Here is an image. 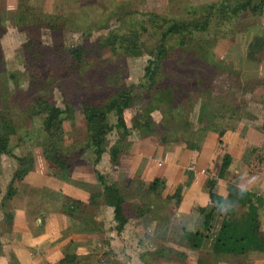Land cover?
I'll return each instance as SVG.
<instances>
[{
  "label": "crops",
  "instance_id": "obj_1",
  "mask_svg": "<svg viewBox=\"0 0 264 264\" xmlns=\"http://www.w3.org/2000/svg\"><path fill=\"white\" fill-rule=\"evenodd\" d=\"M95 1L26 0V3L45 14L81 18L89 9L96 8L88 3ZM147 1L162 4L164 8L176 1L184 2L183 7L194 5L186 4L192 0ZM18 3L19 0H0L3 30L0 41L6 43L7 55L18 59L9 71L20 75L25 68L19 61V45L23 41L20 29L15 26ZM126 141L129 147L118 155L115 165L109 162L111 145L105 150L101 146L103 151L96 164L92 162L91 148L90 161L80 158L83 151L76 157L78 163L68 172L51 168L37 144L28 151L32 169L19 180L12 177L17 154L12 150V154H0V264H146V254L140 253L148 248L144 249L139 238L147 226L143 227L136 217L130 225L126 216L117 232L112 207L102 202V185L96 175L115 187L119 179L125 187L137 192L144 191V185L156 179L154 192L163 198L177 191L178 202L169 219L178 225L182 237L188 232L201 231L200 249L210 250L221 223L237 218L246 210L236 194L229 197L230 189L262 199L257 221L259 231L264 233V134L257 127L235 121L221 132L192 134L188 142H159L155 135L136 134ZM223 154L228 155L229 163L218 176ZM201 169L203 173L199 172ZM208 176L212 179L208 180ZM209 184L213 200L209 198ZM91 194L98 196L93 204H88ZM66 198L82 203L83 212L69 213ZM208 212L207 226L203 229L204 215ZM175 228L171 223L169 229ZM166 246L173 247L172 243ZM244 256L247 264H264V251H248L241 257Z\"/></svg>",
  "mask_w": 264,
  "mask_h": 264
},
{
  "label": "trees",
  "instance_id": "obj_2",
  "mask_svg": "<svg viewBox=\"0 0 264 264\" xmlns=\"http://www.w3.org/2000/svg\"><path fill=\"white\" fill-rule=\"evenodd\" d=\"M263 5L264 0H219L210 2L201 8L189 5L187 20H165L155 14H149L147 20L138 22L133 27L125 28L121 32L108 31L105 35L97 38L95 44L66 47L58 45L55 48H49L47 52H42L44 47L41 43L24 41L22 43V58L28 77V85L24 93L27 95V108L30 115L41 118L40 129L45 133V137L40 140L39 146L44 158L55 170L68 172L78 163L76 157L82 152V147H77L73 155L65 146L66 136L62 123L63 120L70 121L75 110L68 103H65L63 109L57 107L50 97L45 95V91L41 92L40 86L46 77L44 73L42 74V69H39L41 73L38 72L36 65L38 61L44 60L53 66L66 67L74 73L77 72L81 64L86 63L89 54L97 47L105 48L110 51V56L99 62L100 65H110L109 67L102 66L101 76L105 77L100 79L105 83L106 75L109 72L113 73L116 68H120L125 57H138L143 53L148 56L143 67L144 81L142 83L128 86L119 85L117 88L110 89L113 92L96 103L81 101L78 118H74L73 121V124L81 123L84 126L87 145L92 148L93 164L97 163L103 151L101 146L106 134L115 129L118 139L109 147L108 152L109 162L115 165L118 155L129 147V143H126V148L120 147L128 129L123 114L125 110L134 105L135 88H142L146 91L145 98L138 104L148 115L135 114L131 118V125L143 135L156 134L159 142L189 141V139H183L181 129L177 130L172 127L170 130L168 128L169 121L172 119V111L178 105V100H174V97L184 95L185 89L193 88L202 92L199 115L204 114L207 118L206 126L202 129L205 132L212 128L221 132L229 127L228 122L231 123L242 118L236 105L230 101L218 100L220 96H228L225 79L211 73V70L206 67L202 51L207 42L203 39H194L193 34L208 32L217 26L214 24L215 22H229L241 12L247 11L251 15H258ZM159 19L160 21H158ZM66 20V17L45 14L39 8L29 6L26 0H19L15 26L21 29V27L34 25L52 31L60 29V26L57 25L58 21L66 22ZM262 49L264 48L261 37L253 36L248 43L245 58L252 59L254 54L262 53ZM60 55L65 60L60 59ZM256 59L259 60V57ZM190 69L191 73L185 75L184 72ZM15 77L16 74L13 73L9 74L7 78L15 80ZM185 82H188L187 86H184ZM259 83L264 87V78L260 79ZM262 101L264 107V93ZM152 111L160 112L162 119L160 124L156 125L150 117L149 113ZM62 114H64L63 117ZM8 115L5 108L0 109V154L7 155L12 150L9 138L14 134V124ZM109 115L114 116L113 124L108 121ZM259 131L264 134V121L259 127ZM195 132V130L194 132L187 131L189 135ZM14 159L16 168L12 172V177L14 180H19L32 169V156L30 153H24L15 156ZM228 163V155L223 154L218 176L222 175ZM96 179L102 185L100 195L103 199L102 202L112 207L115 230L118 232L127 216L124 195L119 188L105 184L100 175H96ZM156 185L157 180L154 179L144 185V191L153 192ZM210 187L211 184H209V198L213 200L214 196L210 192ZM233 190L230 189L229 197L236 194L237 200L239 199V203L246 206V210L241 212L237 218H231L221 223L211 243L210 251L216 255L230 257H241L248 251H264V233L259 231L257 221V210L262 199L246 191ZM97 196V194H91L87 201L88 204H93L94 198ZM165 199L172 200L173 207H175L178 202V192L175 191ZM65 206L69 213L83 209L82 203L69 198L65 199ZM199 212L202 213L203 209H199ZM141 214L142 212L138 213V215ZM208 218L209 212L204 215L203 229L207 226ZM202 238L201 231L188 232L183 235L187 248L197 251L202 250L200 249ZM161 249L159 255L162 257L168 248ZM176 254L185 258V254L182 252H176ZM196 264H204V262L202 263L198 259Z\"/></svg>",
  "mask_w": 264,
  "mask_h": 264
},
{
  "label": "rangeland",
  "instance_id": "obj_3",
  "mask_svg": "<svg viewBox=\"0 0 264 264\" xmlns=\"http://www.w3.org/2000/svg\"><path fill=\"white\" fill-rule=\"evenodd\" d=\"M216 1L219 0H192L186 4H194L201 8ZM88 3L96 6V8L89 9L90 11L81 18L62 15L67 20L66 22H57V25L60 26L58 30L51 31L34 25L21 27V42L29 39L31 42L41 43L44 47L42 52H47L49 48H55L58 45L66 47L95 44L96 39L108 31L121 32L125 28L133 27L138 22L147 20L149 14H155L160 19L165 20H187L189 18L187 14L189 5L183 7L185 3L180 1L169 2L165 8L162 7V4L159 5L154 1L149 2L147 0L142 2L137 0H97ZM214 24L217 26L208 32L194 33L193 38L203 39L207 42L202 51L204 62L207 64L206 67L211 70V73L225 79L228 96L223 95L220 98L217 96L218 100L230 101L239 108L242 118L236 121L250 124L259 129L264 121L262 104L264 87L259 83V80L264 78V49H262V53L254 54L252 59L245 58V53L253 36L261 37L264 48V5L258 15H251L245 11L239 13L229 22L217 21ZM2 32L0 27V36ZM5 46L6 43L0 41V109L5 108L8 111V116L14 124V134L10 136L9 143L12 147V153L19 156L29 153L30 149L35 148L37 144L39 145V141L45 137V133L40 129L41 118L30 115L27 108V95L24 92L28 85V77L22 58V43L19 45V51H21L19 61L24 64L25 70L21 72V76L15 71H9L15 66L14 63H17L18 59L14 60L11 54L7 55L8 48ZM109 56L110 51L108 49L97 47L89 54L86 63L81 64L77 72L74 73L69 68L53 66L44 60V62L41 60L36 64L38 72H40L39 69H42V74L44 73L46 77L40 86L41 92L45 91V95H48L53 103L61 109L64 108L65 103L73 106L75 112L72 121L63 120L62 123L63 132L66 136L64 144L73 155L76 148L81 146L82 152H84L80 158L87 162L90 161L91 148L87 145L84 126L81 123L73 124L74 118H78L80 102L84 100L96 103L111 94L113 91L110 89L117 88L119 85H136L144 81L143 67L148 56L143 53L138 57H125L120 68H116L113 73L109 72L106 75L105 83H103L101 81L105 77L101 76L103 67L110 65H100L99 62ZM257 57L259 60L256 59ZM59 58L64 59L61 55ZM14 72L16 74L15 80L8 79L9 74ZM184 73L185 75L191 73V69ZM187 85L188 82H185L184 86ZM184 91V95L174 97V100H178V105L172 111L169 126L167 124L166 126L169 129L172 127L177 130L181 129V134L184 137L182 138L189 139L192 134L189 135L187 131L194 132L195 130L196 132L193 134L198 135H202V132L205 133L202 129L206 126L207 118L204 114L199 115L201 90L189 88ZM134 94V105L125 110L123 114L128 129L121 148L127 147L126 143L129 142L126 140L129 136L135 134L139 137L150 136L141 134L131 125L132 116L146 114L138 104L145 98L146 91L142 88H135ZM149 115L156 125L162 121L159 111H152ZM108 121L113 124L114 116L109 115ZM198 131L200 132L198 133ZM151 135L156 136V134ZM117 139L116 131L112 129L103 140V150ZM262 154L264 155V153ZM50 167L54 168L51 164ZM111 177L116 178L114 174ZM117 188L124 195L130 225H133V219L136 217L140 218L139 222L143 227L147 226V230L139 238L144 242V249L148 248V250H143L140 253V255L146 254V264H196L198 259L204 264H247V256L243 258L216 255L208 248L201 251H188L190 249L187 248L178 225L169 219L174 212L172 200H166L154 191H132L127 186L125 187L119 179ZM141 212L142 215L138 216V213ZM171 223L176 226L172 231L169 229ZM156 228L157 233L155 232ZM168 243H172L173 247L168 248L166 246ZM161 248H168V251L163 255L165 257L159 255ZM176 252L185 253V258Z\"/></svg>",
  "mask_w": 264,
  "mask_h": 264
},
{
  "label": "built area",
  "instance_id": "obj_4",
  "mask_svg": "<svg viewBox=\"0 0 264 264\" xmlns=\"http://www.w3.org/2000/svg\"><path fill=\"white\" fill-rule=\"evenodd\" d=\"M199 172H204V170L203 169H201ZM212 179V177L211 176H208V180H211Z\"/></svg>",
  "mask_w": 264,
  "mask_h": 264
}]
</instances>
